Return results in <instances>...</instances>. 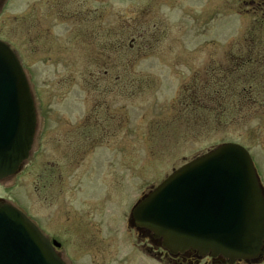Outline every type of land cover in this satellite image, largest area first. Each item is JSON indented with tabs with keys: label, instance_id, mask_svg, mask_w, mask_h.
I'll return each instance as SVG.
<instances>
[{
	"label": "rangeland",
	"instance_id": "374dc122",
	"mask_svg": "<svg viewBox=\"0 0 264 264\" xmlns=\"http://www.w3.org/2000/svg\"><path fill=\"white\" fill-rule=\"evenodd\" d=\"M0 39L38 114L32 155L0 197L68 264H174L146 254L131 209L225 142L264 181V0H5Z\"/></svg>",
	"mask_w": 264,
	"mask_h": 264
},
{
	"label": "water",
	"instance_id": "95a60500",
	"mask_svg": "<svg viewBox=\"0 0 264 264\" xmlns=\"http://www.w3.org/2000/svg\"><path fill=\"white\" fill-rule=\"evenodd\" d=\"M37 126L27 75L0 41V180L28 160ZM133 217L171 253L191 249L231 261L263 254L264 190L249 151L237 143H224L176 170L136 205ZM0 264L66 263L22 211L0 201Z\"/></svg>",
	"mask_w": 264,
	"mask_h": 264
},
{
	"label": "flooded vegetation",
	"instance_id": "af4514ba",
	"mask_svg": "<svg viewBox=\"0 0 264 264\" xmlns=\"http://www.w3.org/2000/svg\"><path fill=\"white\" fill-rule=\"evenodd\" d=\"M34 147H35V144H34ZM138 234L139 236L146 238L147 240H150L151 238V242L153 243V245L150 246L151 253L156 254L155 258L157 260L165 261V259L167 258L168 261L174 264H202L203 261H204V264H258L257 262L258 261L260 262L264 258V257L256 258L254 260H249V261L236 260L234 262H231L230 259L224 255H219L217 257H211V255L201 256L198 252L192 251V250H189L185 253H179L176 255H172V254H167L164 252V249L162 248V245H161V241L153 237V235L148 230L142 228L140 229V231H138ZM51 239L57 240L56 238H52V237ZM147 250L149 249L147 248Z\"/></svg>",
	"mask_w": 264,
	"mask_h": 264
}]
</instances>
